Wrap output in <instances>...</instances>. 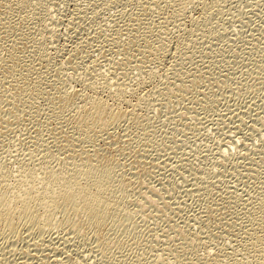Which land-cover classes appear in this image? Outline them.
Returning <instances> with one entry per match:
<instances>
[{
    "label": "rangeland",
    "instance_id": "obj_1",
    "mask_svg": "<svg viewBox=\"0 0 264 264\" xmlns=\"http://www.w3.org/2000/svg\"><path fill=\"white\" fill-rule=\"evenodd\" d=\"M32 1L0 0V178L22 161L109 158L129 218L96 237L77 215L50 231L21 219L1 256L264 260V0ZM91 97L102 120L82 109Z\"/></svg>",
    "mask_w": 264,
    "mask_h": 264
},
{
    "label": "bare ground",
    "instance_id": "obj_2",
    "mask_svg": "<svg viewBox=\"0 0 264 264\" xmlns=\"http://www.w3.org/2000/svg\"><path fill=\"white\" fill-rule=\"evenodd\" d=\"M16 2L24 9L34 4L32 0H16ZM102 86H105L103 80H99L95 83V87ZM116 91L118 94L127 95L129 93L122 88H118ZM140 102L143 103L145 101L141 100ZM142 103L139 104L142 106ZM88 105L89 109L86 110L87 116L102 120V114L106 112V103L104 104V102L98 100L96 97H91L86 101L85 107L82 109H86ZM67 145L68 144H65L66 147H68ZM62 146L63 145L59 146V150L65 148H61ZM67 149H69V147ZM70 149H72V147ZM73 157V155H68L59 158L64 164L67 163V166L64 167L65 169L52 168L49 166L41 167V164L38 163L30 166L29 162L22 161L15 169L5 171V177L2 176V178H0V240L3 238L7 240L6 234L10 231L12 232L16 222L21 219H23L22 222L28 228H26V230H29V232L33 226L50 231L52 229L54 230V228L56 229L58 226L59 219L56 217L59 215L58 213L63 217L61 223L67 221L71 215H77L82 219V224L80 223L81 226L87 228L91 234L94 233L93 235L96 237L104 225H108L109 221L110 226L113 227L119 220L122 221V219L126 220L129 218L128 213H118L121 209V197H119L121 194H111V188L117 186V183L113 184V182L116 181H113V179H115L113 174L115 169L112 165V160L109 158H104L103 160L101 157L99 158L98 155L97 159L94 161H92V157L87 156L84 160H78L80 162L77 163V159L75 160ZM94 162L95 164H93ZM2 172L4 171L0 168V173ZM112 184L114 186H112ZM113 188L112 190H115ZM98 239H100V237ZM102 239H100V241ZM261 250L264 252V248L262 249V247H259L258 252ZM236 252H238V250ZM61 253L63 254V251ZM233 253L235 254V252ZM11 254L13 255L14 253ZM84 256L89 257L88 254L83 255V258H85ZM254 256L257 255L254 254ZM68 258H61V260H67ZM240 259H234L236 260H233V262H236L234 264H264V260H260V258L250 259L248 256H245L242 258L243 261H240ZM9 260L10 259L5 258V256L2 257L0 254V264H11L13 259ZM13 261L12 264H17V261L15 263H13ZM53 262L59 264L58 262L60 261L58 260L55 262L53 260ZM25 263L26 262H22L20 264ZM101 263L104 264L103 262L99 264Z\"/></svg>",
    "mask_w": 264,
    "mask_h": 264
}]
</instances>
